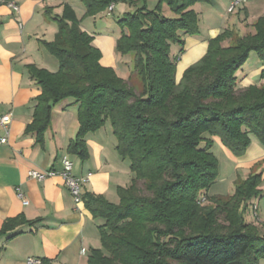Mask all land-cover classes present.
I'll use <instances>...</instances> for the list:
<instances>
[{"label":"trees","instance_id":"1","mask_svg":"<svg viewBox=\"0 0 264 264\" xmlns=\"http://www.w3.org/2000/svg\"><path fill=\"white\" fill-rule=\"evenodd\" d=\"M84 17H93L118 1L81 0ZM209 0H160L174 14L166 18L143 8L118 20L120 37L114 51L133 54L127 80L100 64L101 53L65 6L53 42L45 47L59 62L56 73L29 66L40 89L33 121L26 133L39 138L50 123L54 104H78L79 131L69 152L84 153L83 138L109 123L116 150L130 162L133 183L119 189V203L87 196L86 208L104 220L102 249L92 250L88 264H257L264 260V224L245 222L251 200L260 194L261 172L235 181L231 196L207 190L217 180L218 161L212 141L236 157L245 154L250 135L264 146V84L239 88L236 72L250 53L264 63V15L253 32L230 30L211 39L205 55L176 82V64L184 35L197 33L192 6ZM177 45L178 55H171ZM264 76V72L261 74ZM141 183V187L138 185ZM25 223L6 220L0 235Z\"/></svg>","mask_w":264,"mask_h":264},{"label":"crops","instance_id":"2","mask_svg":"<svg viewBox=\"0 0 264 264\" xmlns=\"http://www.w3.org/2000/svg\"><path fill=\"white\" fill-rule=\"evenodd\" d=\"M224 1V15L227 16L231 0ZM17 3L19 12L16 14L0 4V115H10L6 129L0 126V139L6 138L5 143L0 144V230L9 219L20 218L25 223L0 235V264H26L27 258L41 259L44 264H88L91 251L102 249L99 228L104 225V220L90 214L84 199L98 196L117 205L118 190L128 188L134 174L129 160L119 156L117 140L108 122L84 136L82 155L80 151L69 152L79 131L78 104L73 99L53 105L49 126L41 138L26 133L27 126L33 121L35 98L40 95L28 67L35 66L50 73L58 71L59 62L49 53L45 43L53 42L58 31L57 21L53 18L61 16L64 7L68 6L80 21L81 30L92 38V46L100 51V64L120 72L115 57L123 56L114 51L118 37L95 27L97 19L112 14L117 6L113 4L110 13L106 10L86 18L81 0H17ZM240 5L247 13L245 18L249 15L240 28H252L251 25L264 15V0H244ZM86 21H89L88 25ZM228 29H235V26ZM184 37L191 41L188 50L192 52L190 57L194 56V61L189 63L192 64L200 58L197 59L196 54L201 56L200 47L204 43L187 35ZM258 61L259 78L250 76V72L243 75L236 72L239 88L264 84V76H261L264 63ZM128 77L121 78L127 80ZM205 138L212 141L210 152L217 160L223 155L232 157L219 138L206 134ZM64 156L73 164V176L89 178L81 188L84 199L78 205L74 204L59 176L42 181L27 176L31 170L60 171ZM237 163L248 167L245 178L261 172L260 194L249 206L255 204L257 207L254 225L264 224V146L250 135V144ZM259 262L264 264V260Z\"/></svg>","mask_w":264,"mask_h":264},{"label":"rangeland","instance_id":"3","mask_svg":"<svg viewBox=\"0 0 264 264\" xmlns=\"http://www.w3.org/2000/svg\"><path fill=\"white\" fill-rule=\"evenodd\" d=\"M248 1V0H245ZM224 0H209L208 2L196 3L192 6L191 9L197 14V33L195 35H187L189 38L195 39V41L200 42L203 41L204 45H202V54H196V58L200 57L196 62L199 61L206 53L208 48V43L211 39L216 38L227 28L234 34L235 36H243L248 35L253 32L252 28H248L247 26L241 27V24H244L246 20L249 19V15L242 9L241 5H238L234 12L224 15L225 10L223 9ZM117 8L112 14H106L102 18L97 19L96 28L103 29L104 32H107L109 35H113L115 37L120 36L121 28L118 25V20L123 18L128 13H133L137 9L143 8L145 11H155L159 12L162 16L166 18H173L174 14L171 9L164 3H160V0H130V1H118L115 3ZM106 11V10H105ZM243 11V12H242ZM84 17V16H83ZM87 18V17H86ZM235 22V25L232 26ZM251 22V21H249ZM89 23L86 21L85 24ZM88 25V24H87ZM241 29V30H240ZM100 31V30H99ZM117 38V39H118ZM184 39L183 53L179 54V60L177 61L176 66V82L178 83L184 72L194 63L189 64L194 61V56L191 58L192 52L188 50L191 41L189 39ZM188 41V42H187ZM178 47L177 45L171 46V55H178ZM204 51V52H203ZM195 58V59H196ZM116 64L118 65L120 72H117V75L122 78H127L134 71V56L133 54H128L126 56L115 57ZM259 59L255 54H251L245 63V65L240 68L238 71L244 74V72H250V76H258L260 70L257 69ZM216 153V152H215ZM232 157H227L226 155L219 156L218 167H217V180L216 182L207 190V200L204 202L205 205L211 204L210 198L214 197V195H225L231 196L234 193L235 189V181L236 180H244L245 171L247 166L240 165L238 162V158L233 155L230 151ZM217 159V158H216ZM141 187V183L138 184ZM227 194V195H226ZM244 219L246 223L255 224L256 219L253 216L252 209L250 206L246 208ZM259 221V220H258ZM261 234H264V229H259ZM258 262L257 264H259Z\"/></svg>","mask_w":264,"mask_h":264},{"label":"built area","instance_id":"4","mask_svg":"<svg viewBox=\"0 0 264 264\" xmlns=\"http://www.w3.org/2000/svg\"><path fill=\"white\" fill-rule=\"evenodd\" d=\"M243 2L244 0H231L227 8V13L229 14L233 13L235 8L238 5L242 4ZM0 4L7 6L15 14L19 12L17 0H0ZM112 9H113V4L108 6L107 11L110 13ZM9 123H10V115H0V126L6 129ZM5 141H6L5 137L1 138L0 144L5 143ZM61 165L62 168L60 171L48 170V171L40 172V171L31 170L28 172L27 176L29 179H33L37 181H42L50 177L59 176L63 182V186L71 194L74 204L78 205L82 202L81 188L88 182L89 178L88 176L82 178H77L73 176L72 174L73 164L71 160L66 156H64L61 159ZM19 197H21L20 194ZM23 203L26 202L23 201ZM251 209L254 218H256L257 217L256 205L253 204L251 206ZM26 264H44V263L41 259L27 258Z\"/></svg>","mask_w":264,"mask_h":264}]
</instances>
